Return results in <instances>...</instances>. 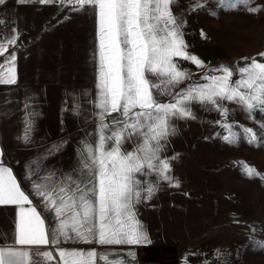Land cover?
Masks as SVG:
<instances>
[{"label": "snow or ice", "instance_id": "1", "mask_svg": "<svg viewBox=\"0 0 264 264\" xmlns=\"http://www.w3.org/2000/svg\"><path fill=\"white\" fill-rule=\"evenodd\" d=\"M224 9L247 5L249 0H217ZM7 0H0L5 5ZM17 3L58 4L71 7L77 13L90 12L96 17L98 63L96 96L93 113L96 124L94 141L82 140L77 150V164L68 173L49 170L40 175L27 171L30 194L40 202L42 211L33 205L29 194L22 190L13 170L3 163L0 147V206H19L14 243H0V264H126L120 252L88 251L61 245L94 244L99 246H143L150 244L148 233L137 219V205L151 200L166 182L179 187L170 175L171 161L177 157L165 155L170 137L178 129L176 120L196 119L193 104L204 110H217L226 117L228 109L222 102L235 104L249 119L259 111L264 115V63L255 59L245 67L220 66L206 75L205 84L189 86L173 96L175 88L189 75L178 66L177 58L202 67V61L187 51L184 40L185 21L172 8L178 0H17ZM197 0L192 11L203 9ZM255 13L258 9H248ZM69 17H66L68 19ZM6 21L0 19V26ZM203 35V33H202ZM19 31L0 36V86L18 83L16 53H5L14 47ZM264 56V53L260 54ZM237 75L235 81L233 75ZM171 96L168 102L162 97ZM211 106V107H209ZM24 103L23 141L28 143L33 130L29 111ZM72 111L79 115V105ZM115 114V115H113ZM112 117V119H108ZM264 128V124L260 125ZM229 135L223 137L235 143L231 124H223ZM242 131L248 143L258 142L249 128ZM20 139V137H18ZM54 145L48 155L63 147ZM132 145L131 148L127 145ZM249 177L256 175L246 169ZM35 177V179H33ZM264 179V177H262ZM28 205V207H25ZM43 212L51 219L46 222ZM256 225L250 226L254 234ZM250 242L264 249V241ZM42 246L48 248L42 250ZM50 249H54L50 250ZM117 257L109 259V256ZM127 256L135 261L131 250Z\"/></svg>", "mask_w": 264, "mask_h": 264}, {"label": "rangeland", "instance_id": "2", "mask_svg": "<svg viewBox=\"0 0 264 264\" xmlns=\"http://www.w3.org/2000/svg\"><path fill=\"white\" fill-rule=\"evenodd\" d=\"M200 2L205 7L196 11L191 9L197 0H178L172 8L185 21L187 51L203 65L198 67L177 58L180 69L190 75L175 88L173 96L189 86L205 84L203 77L219 75L212 70L222 65L242 68L253 59L264 63V56L260 55L264 53V0H249L247 5H237L235 9L219 7L217 0ZM49 5L51 32L38 34L35 40L48 36L51 42L50 59L45 58L36 68V80L44 79L45 93L48 88L50 95L44 103L35 98V106H45V111L49 107L50 114H45L44 122H35L30 144L10 147V164L38 211H42L41 205L30 194L25 166H30L27 171L35 169L40 175L49 170L68 173L77 164L80 142L96 138L93 116L97 111L93 106L98 63L96 17L90 12H74L71 7ZM248 9L258 11L250 13ZM60 28L62 32H58ZM237 78L234 74L232 80ZM161 99L168 102L172 97ZM74 104L79 105V115L72 111ZM192 107L196 119L174 121L178 132L166 146L165 155L177 157L171 161L170 175L179 182V187L161 182L152 199L136 208L137 219L151 243L66 244V248L80 250L83 246L84 251L120 252L119 258L126 264H264V249L249 240L253 235L255 241H264V128L260 126L264 124V115L256 111L254 118L249 119L227 101L222 102V107L228 109L226 117L198 104ZM223 124L233 126L235 143L223 139L229 135ZM243 128L252 129L258 142L249 144ZM62 142L59 151L47 154ZM248 168L256 175L249 177ZM43 217L46 222L51 219L47 212H43ZM252 225L257 226L254 234L250 230ZM129 250L135 253V261L127 256Z\"/></svg>", "mask_w": 264, "mask_h": 264}, {"label": "crops", "instance_id": "3", "mask_svg": "<svg viewBox=\"0 0 264 264\" xmlns=\"http://www.w3.org/2000/svg\"><path fill=\"white\" fill-rule=\"evenodd\" d=\"M0 9L11 10L15 13L12 27L9 30L0 31V36L10 34L13 28H17L19 31V39L16 45L10 47L9 51L5 53V56L12 51L16 53L18 83L12 86H0V147L4 149L3 163L13 170L20 183L17 172L10 164V147L30 144L29 142L25 143L22 139L25 126L24 103L27 101L30 104L29 111L36 113L35 116L31 117L33 128L36 121L38 123L44 122L45 114H48L47 116L50 114L49 107L45 111V106H35V98L42 99V103H44L45 97L48 98L50 95L48 88L47 94L45 93L44 79L43 81L36 80V68L45 61V58L50 59L51 42L48 36H42V40H35V36L41 33L42 35L50 34L48 15L51 8L49 4L17 3V0H7L5 5H0ZM47 16L48 19L44 21ZM58 32H62L61 28ZM3 61L4 57L0 56V62ZM42 75L44 77V74ZM38 115L39 117H36ZM22 190L24 189L22 188ZM26 194L28 193L26 192ZM18 213L19 206L17 205L0 206V243L4 246H10L14 243L16 225L19 219ZM61 246L66 248V245ZM46 248L48 246H42V250ZM50 250L54 251V249ZM80 250H84L83 246ZM58 261L59 257L57 256L52 264H58Z\"/></svg>", "mask_w": 264, "mask_h": 264}, {"label": "built area", "instance_id": "4", "mask_svg": "<svg viewBox=\"0 0 264 264\" xmlns=\"http://www.w3.org/2000/svg\"><path fill=\"white\" fill-rule=\"evenodd\" d=\"M14 18L15 13L13 11L0 9V19H4L6 21V24L4 26H0V31L9 30L12 27Z\"/></svg>", "mask_w": 264, "mask_h": 264}]
</instances>
